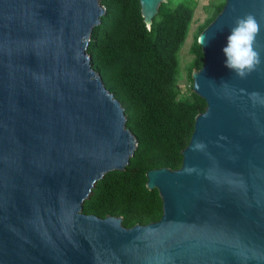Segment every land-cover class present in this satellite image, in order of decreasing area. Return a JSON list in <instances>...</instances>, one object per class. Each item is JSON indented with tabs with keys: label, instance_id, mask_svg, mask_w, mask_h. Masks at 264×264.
<instances>
[{
	"label": "water",
	"instance_id": "water-1",
	"mask_svg": "<svg viewBox=\"0 0 264 264\" xmlns=\"http://www.w3.org/2000/svg\"><path fill=\"white\" fill-rule=\"evenodd\" d=\"M138 1L149 28L164 0ZM104 13L100 0H0V264H264V0H225L198 35L206 108L180 167L145 173L160 218L131 227L82 212L136 148L86 52ZM247 13L262 63L242 80L222 48Z\"/></svg>",
	"mask_w": 264,
	"mask_h": 264
},
{
	"label": "trees",
	"instance_id": "trees-1",
	"mask_svg": "<svg viewBox=\"0 0 264 264\" xmlns=\"http://www.w3.org/2000/svg\"><path fill=\"white\" fill-rule=\"evenodd\" d=\"M224 2L207 0L204 6V20L188 50L191 59L185 74L191 88L185 95L178 84L180 48L194 16L193 1L161 2L148 28L138 0H100L105 13L92 29L86 52L105 88L122 104L136 148L123 171L106 173L94 184L83 213L121 216L124 227L160 218L162 201L156 189L146 187L145 173L181 165V150L190 139L195 115L206 108L205 100L192 90L191 72L204 60L197 38Z\"/></svg>",
	"mask_w": 264,
	"mask_h": 264
},
{
	"label": "clouds",
	"instance_id": "clouds-1",
	"mask_svg": "<svg viewBox=\"0 0 264 264\" xmlns=\"http://www.w3.org/2000/svg\"><path fill=\"white\" fill-rule=\"evenodd\" d=\"M261 27L262 24L256 16L247 13L234 20L230 34L226 37V45L222 48L225 67L233 71L239 79H246L257 71L262 63L261 51L257 44ZM199 43H203V36L199 38Z\"/></svg>",
	"mask_w": 264,
	"mask_h": 264
},
{
	"label": "rangeland",
	"instance_id": "rangeland-1",
	"mask_svg": "<svg viewBox=\"0 0 264 264\" xmlns=\"http://www.w3.org/2000/svg\"><path fill=\"white\" fill-rule=\"evenodd\" d=\"M166 1V0H164ZM173 5L177 4V3H185V4H191L193 1V5H194V16L192 19V22L189 26V30H188V34L187 37L184 41V43L182 44L181 48H180V67H181V72H180V77L178 80V84L179 87L182 91H184V94L188 95L189 94V90L191 88V85L186 77L185 74V67L187 65V63L189 62V60L191 59V54L189 53V46L190 43L192 41V37L194 32L197 29V26L202 23V21L204 20L205 17V11H204V6L207 2V0H169ZM219 1V0H217ZM191 2V3H190Z\"/></svg>",
	"mask_w": 264,
	"mask_h": 264
}]
</instances>
